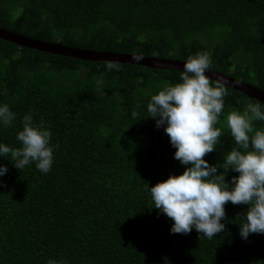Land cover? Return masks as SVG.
<instances>
[{"label":"trees","instance_id":"obj_1","mask_svg":"<svg viewBox=\"0 0 264 264\" xmlns=\"http://www.w3.org/2000/svg\"><path fill=\"white\" fill-rule=\"evenodd\" d=\"M0 29L181 62L207 51L210 70L264 90V0H0ZM105 63L0 39V103L16 114L0 127V142L18 147L21 117L30 112L54 145L47 173L34 164L20 171L0 157L7 168L0 176V264H264V233L239 235L246 204L225 203V228L212 239L195 229L169 232L172 221L152 208L146 191L186 166L146 106L165 82H180L181 72L130 64L106 71ZM225 89L215 125L221 143L203 157L210 165L232 147L227 113L258 103ZM235 175L229 169L225 180Z\"/></svg>","mask_w":264,"mask_h":264},{"label":"clouds","instance_id":"obj_2","mask_svg":"<svg viewBox=\"0 0 264 264\" xmlns=\"http://www.w3.org/2000/svg\"><path fill=\"white\" fill-rule=\"evenodd\" d=\"M207 51L188 56L180 73V82L164 83L150 96L146 110L155 126H163L173 158L186 166L179 175H169L146 192L153 207L172 221L170 233L187 234L195 229L203 238L212 239L225 228L224 205H248L239 220V235L264 233V128L254 129V121L264 122V106L248 102L242 111L227 113L225 123L232 147L223 154V162L209 164L203 157L221 143V129L215 127L224 107L226 89L219 82L210 83L205 70L210 67ZM106 71H118L119 65L106 62ZM100 83L101 81H97ZM8 104L0 103V127L10 126L15 118ZM135 115V113H133ZM44 121L34 122L31 113L21 117L16 132L18 147L0 142V157L22 170L34 164L41 173L49 172L54 145ZM221 171H217V169ZM238 175L227 181L228 170ZM7 168L0 164V176ZM147 187V185H146ZM47 264H56L48 260Z\"/></svg>","mask_w":264,"mask_h":264},{"label":"water","instance_id":"obj_3","mask_svg":"<svg viewBox=\"0 0 264 264\" xmlns=\"http://www.w3.org/2000/svg\"><path fill=\"white\" fill-rule=\"evenodd\" d=\"M0 39L10 42L19 47L33 49L39 52L58 55L67 58L78 59L91 62H112L117 64H130L146 67L149 69H161L181 72L184 62L168 59H157L155 57H142L137 54L124 55L107 52H94L78 48H69L59 43H43L31 40L15 33L7 32L0 29ZM205 75L212 82H219L226 88L232 89L243 94L249 99L255 100L264 105V90H260L254 86L232 79L228 76L214 72L210 69L205 70Z\"/></svg>","mask_w":264,"mask_h":264}]
</instances>
